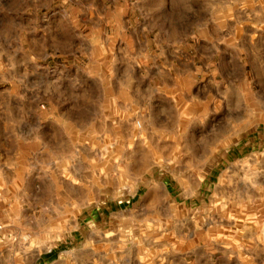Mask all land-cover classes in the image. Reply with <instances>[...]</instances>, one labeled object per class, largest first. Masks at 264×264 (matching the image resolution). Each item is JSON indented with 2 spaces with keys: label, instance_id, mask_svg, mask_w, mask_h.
I'll return each mask as SVG.
<instances>
[{
  "label": "clouds",
  "instance_id": "clouds-1",
  "mask_svg": "<svg viewBox=\"0 0 264 264\" xmlns=\"http://www.w3.org/2000/svg\"><path fill=\"white\" fill-rule=\"evenodd\" d=\"M0 264H264V0H0Z\"/></svg>",
  "mask_w": 264,
  "mask_h": 264
}]
</instances>
